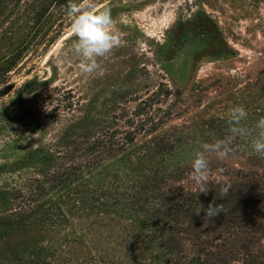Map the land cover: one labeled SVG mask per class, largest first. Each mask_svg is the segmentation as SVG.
<instances>
[{
  "label": "rangeland",
  "instance_id": "rangeland-1",
  "mask_svg": "<svg viewBox=\"0 0 264 264\" xmlns=\"http://www.w3.org/2000/svg\"><path fill=\"white\" fill-rule=\"evenodd\" d=\"M50 2L0 0V63L31 39L7 74L13 87L0 97V192L6 191L0 194L1 215L19 200H11L13 188L43 179L45 171L71 179L44 200L59 203L81 195L74 191L80 183L89 194L100 178L121 177L127 166H136L154 136H169L168 144L179 145L161 164L175 175L166 189L194 187L192 154L202 143L224 138L229 110L244 107L248 127L264 117V0H99L124 43L100 58L102 67L91 76L79 71V59L70 50L69 0ZM34 105L36 119L30 112ZM134 112L162 122L158 128L147 124L126 149L90 170L84 161L100 147L87 149L86 158L80 147L101 139L99 133L107 129H125V119L134 118ZM38 147L43 157L44 150H59V155L52 151L48 162L29 158ZM210 161L206 182L228 179L238 170L264 172V158L252 154L246 137L236 138L227 158L210 154ZM100 168L103 173L93 178ZM16 219L0 221V251L40 249L39 264H90V217L78 216L56 233L22 228ZM97 230L91 235L100 237L119 264L150 261L127 221L102 223ZM122 237L134 238L136 246L134 241L124 245Z\"/></svg>",
  "mask_w": 264,
  "mask_h": 264
},
{
  "label": "trees",
  "instance_id": "trees-1",
  "mask_svg": "<svg viewBox=\"0 0 264 264\" xmlns=\"http://www.w3.org/2000/svg\"><path fill=\"white\" fill-rule=\"evenodd\" d=\"M62 1L51 0L50 3ZM64 19L65 17L61 18L58 24ZM48 40L49 37L44 43ZM30 42L31 39H28L23 47L13 49L4 62L0 63V97L13 87L7 81V74L16 57L29 47ZM30 112L36 119L38 111L35 105ZM134 114V118L125 119V129L112 130V134L107 133L110 131L107 129L99 133L100 136L103 135L101 139L97 137L88 144L86 142V146L80 147V150H84V158L89 154L87 149L92 151L93 148L100 147L97 155L84 161L89 163L90 170L114 156L115 152L126 149L136 139L137 134L145 130L147 124L151 128H158L162 122L158 118L141 116V112ZM199 126L203 127L202 124ZM115 133L120 135L116 134L115 137ZM105 135L108 138L103 140ZM168 141L169 136L152 137L142 149L136 166H127L121 177L115 174L106 181L100 178L97 183H91L89 194L86 193L84 183L75 185L74 191L82 194L68 197L59 203L44 200L43 197L58 190V186H65L68 177L59 172L45 171L43 179L24 181L21 184L22 189L13 188L15 191L10 198L14 200L18 197L19 200L12 203L15 206L6 215L0 214V221L17 218L16 220H20L17 225L22 228L56 233L61 226L72 224L78 216L90 217V249L87 251L90 264H119V260L110 256L109 250L103 249L100 237L91 235L95 230L98 231L100 224L112 221L128 222L129 230L136 234L135 239L140 238L137 246H143V251L149 255L148 264H264V172L238 170L228 179L207 181L210 188L207 195L198 193L197 185L167 190L168 182L174 180L175 175L166 172L161 164L173 156L179 146L168 144ZM52 151L44 150L47 157H43V150L38 147L28 157L35 158L37 155V160L48 162L53 158ZM54 153L59 155V150ZM102 154L105 156L102 157ZM252 154L259 156L253 151ZM128 161L132 163L130 159ZM101 173L103 169L100 168L93 178ZM70 179L71 177L68 178ZM224 182L230 184L231 189L227 197L220 199L218 190ZM1 190L0 194L5 195L6 191ZM210 202L223 204L225 211L211 220L203 212L195 215L200 204L207 207ZM63 204L65 208L61 207ZM0 234L1 238L3 231ZM127 238L122 237L120 241ZM132 241L134 238L127 239L124 245H130ZM134 242L136 246V241ZM43 257L40 249L11 248L0 251V264H39Z\"/></svg>",
  "mask_w": 264,
  "mask_h": 264
},
{
  "label": "clouds",
  "instance_id": "clouds-1",
  "mask_svg": "<svg viewBox=\"0 0 264 264\" xmlns=\"http://www.w3.org/2000/svg\"><path fill=\"white\" fill-rule=\"evenodd\" d=\"M68 32L71 39L70 50L79 59V71L91 76L101 69L99 59L109 55L124 43L116 21L106 7L101 8L99 0H69L65 9ZM248 113L242 106H235L228 112V133L222 139L212 143H202L200 150L192 154L189 162L192 169L191 178L197 185L198 193L207 195L206 183L210 172V154L217 159H225L233 153L236 138H249L252 151L264 158V117L257 120L252 127L246 126ZM231 185L224 182L218 190V197L224 199L229 195ZM223 204L210 202L207 207L202 204L195 210L212 219L224 212Z\"/></svg>",
  "mask_w": 264,
  "mask_h": 264
}]
</instances>
